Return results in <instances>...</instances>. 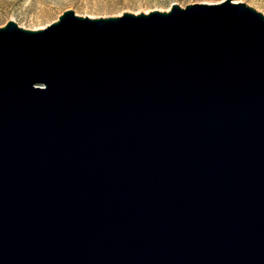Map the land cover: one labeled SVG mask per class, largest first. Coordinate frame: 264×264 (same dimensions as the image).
<instances>
[{"label": "water", "instance_id": "95a60500", "mask_svg": "<svg viewBox=\"0 0 264 264\" xmlns=\"http://www.w3.org/2000/svg\"><path fill=\"white\" fill-rule=\"evenodd\" d=\"M0 264H264V16L1 26Z\"/></svg>", "mask_w": 264, "mask_h": 264}, {"label": "rangeland", "instance_id": "374dc122", "mask_svg": "<svg viewBox=\"0 0 264 264\" xmlns=\"http://www.w3.org/2000/svg\"><path fill=\"white\" fill-rule=\"evenodd\" d=\"M222 0H0V27L8 20L24 29H41L55 21L67 9L75 15L94 17L119 16L123 12L166 11L172 3L180 7L192 3H219ZM242 2L264 16V0H230Z\"/></svg>", "mask_w": 264, "mask_h": 264}]
</instances>
